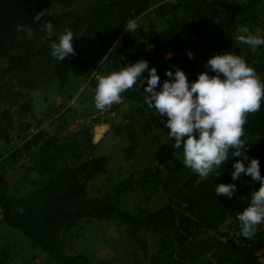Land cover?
<instances>
[{
  "label": "trees",
  "instance_id": "trees-1",
  "mask_svg": "<svg viewBox=\"0 0 264 264\" xmlns=\"http://www.w3.org/2000/svg\"><path fill=\"white\" fill-rule=\"evenodd\" d=\"M67 4L66 0H0V59L10 60L8 69L0 70V107L8 105V108L0 114V143L10 142L13 139L11 130L15 129V121L10 111L16 107L23 109L27 114L32 111L31 102H21L15 88L4 78L18 68L28 69L33 58L43 57L47 53L45 60L53 64V72L49 81L56 77L61 85L65 86L69 81L72 68L76 67L87 76L89 83L95 88L93 85L98 82L96 80L98 72H104V75H107L123 67L118 59L120 51H126L128 55L132 52L137 54L140 47L147 45L180 54L188 50L205 51L209 44L208 37L214 33L217 35V42L226 43L230 40V45L226 44L225 49H219L218 44L216 50L220 53L229 52L237 40L236 36L227 35L228 30L237 31L238 28L247 26L254 33L249 16L264 5V0L102 2L101 6L93 7L91 11L93 20L88 25L87 32L81 37L78 36L80 29L77 22L65 25L61 21V15L45 12L48 8ZM154 6H157L160 18L172 17L171 27L164 31L153 28L147 34V40L141 41L142 26L130 33L124 25L129 19L137 20ZM118 11L121 13L113 17ZM41 12H43L41 20L36 21L35 16ZM46 20H50L54 25L55 35L51 39L46 38V32L40 28ZM18 26H23L25 30L18 31ZM69 27L75 34L73 38L75 54L63 61H57L51 55L50 44L52 40L58 39L65 28ZM28 28L32 30L31 37L27 35ZM93 36H97L100 54L89 56L83 51L82 42ZM127 40L130 42L129 46L126 44ZM38 41L42 48L33 52ZM138 42L140 44L136 46ZM108 44L110 46H107ZM120 47L121 49H118ZM115 48L117 50L114 52ZM257 49L258 54L248 58L247 62L255 69L258 78L264 81V46H259ZM140 59H146L149 67L155 66L163 82V78H166L165 70L171 67L164 62L163 56L147 53L138 60ZM183 59L187 60L186 57ZM184 70L193 75L192 81L200 73L196 64H188ZM147 75L146 70L144 76ZM24 86L39 87L29 84ZM137 88L134 86L125 91L122 97L129 101L141 102L142 97L135 95ZM137 112L142 117H148V120L155 123L157 128L164 127L163 121L166 117H160L156 112L147 113L143 105L138 106ZM31 126L28 122L27 126L22 129L28 131ZM244 131V138L250 140L248 142L249 158H259L261 174L264 175V101L258 112L248 114ZM81 134L83 135L84 132L69 133L64 143H58L57 136L50 137L49 131L42 129L33 134L31 138H24L23 142L11 152L1 154L0 212L2 218L0 224L7 223L21 230L29 240L48 252L56 264H92L93 260L89 255L66 253V233L83 219H97L106 222L115 220L127 226L131 237L142 245L146 253L149 252V246L142 231L152 229L159 232L163 236L159 241L163 244L164 254L154 257L156 264H188L189 262L195 264H264L262 261L264 258V225L258 226L255 236L251 238H246L241 234L238 240L230 236L228 232H221L219 238L210 240L200 238L202 233L220 231L230 217L234 218L235 224L240 227L237 216L250 201L252 189L249 185L256 189L260 186L259 182L252 184L249 177H244L243 181L235 182L238 191L232 198L216 196L215 184L232 182V163L237 158H230L219 176L214 174L213 177L199 182L200 177L194 173L190 178L183 179L181 171L184 167L176 158V155L182 153V149H175L172 139L161 143L157 154L152 159L157 161L158 165H167V167L171 161L175 164L176 176L166 181L164 187L169 189L173 185L180 184L173 191L177 200L155 211L146 210L137 214L120 206L121 201L135 191L137 180L134 175L118 183L111 194L105 198L89 196L88 182L101 171L105 162L104 156L93 158L91 167L89 162H85L79 166L59 170V164L67 147L75 150L80 148ZM85 134L87 137V133ZM129 137L132 145L128 148V156L131 157L137 142L134 133H131ZM88 138L92 144L90 147L94 148L93 136H88ZM40 143H42L40 148L33 151L32 146H38ZM26 154H29L32 162L28 169L30 171L39 170L47 180L44 186L28 194H21L19 187L14 189L13 194L7 174ZM154 169L149 167L139 172L142 180L140 184L144 189L151 188V192L157 194L160 192L159 185L163 179L160 170ZM150 182H154V185L150 186ZM206 253H211L214 258H203Z\"/></svg>",
  "mask_w": 264,
  "mask_h": 264
},
{
  "label": "rangeland",
  "instance_id": "rangeland-1",
  "mask_svg": "<svg viewBox=\"0 0 264 264\" xmlns=\"http://www.w3.org/2000/svg\"><path fill=\"white\" fill-rule=\"evenodd\" d=\"M66 1L68 2L67 5L48 8L45 12L52 15H61V21L65 25L77 22L80 29L78 36L81 37L87 32L88 25L93 20L91 19L93 7L101 6L102 2L107 3L118 0ZM120 13V11L116 12L113 17L118 16ZM260 13L263 14L262 21L264 23V8L261 9ZM137 20L139 21V26H142L140 33L141 41L147 40V34L151 29L164 31L170 28L172 24V17H159L157 6L152 7ZM257 21L261 22L260 19H257ZM233 34L235 35V33ZM131 35L133 36V34ZM216 37L217 35L214 33L209 35V44L205 51L191 50L193 53V58L191 59L187 56V51L184 54H180L150 45L140 47L137 54L132 52L128 55L126 51H120L117 54L123 67L127 64L135 63L142 55L152 53L156 55L161 54L165 60L164 62L170 66L180 67L183 70L188 64H196L198 72H201L207 70L205 69V62L209 57L216 54L218 44L221 50L225 49L224 46L226 44L230 45V40L226 43L217 42ZM96 38L97 36L89 37L82 42V49L89 56L100 54L99 47L97 46L99 43H97L98 39ZM40 44L39 41L36 43L33 52L42 48ZM126 44L129 46L130 42L127 40ZM139 44L140 42L136 43V46ZM107 46L110 45L108 44ZM118 49H121V47ZM116 50L115 48L114 52ZM244 51L249 53L250 48L243 44L239 52L246 57ZM207 52L210 55L207 59H204L208 54ZM239 52L236 53L239 54ZM46 55L47 53L43 57L33 58L32 64L29 65L28 69L23 67L18 68L8 73L4 78L15 88L17 97L21 99V102H31L32 111L27 114L26 111L17 107L10 111L15 121V129L11 130L13 139L10 142H2L0 144V156L3 153L7 154L14 150L23 142L24 138H31L38 130L49 131L50 137L57 136L58 143H64L67 134L82 131L84 132V136L81 134L79 137L81 142L80 148L75 150L67 147L58 168L62 171L75 165L79 166L85 162H89V166L91 167V160L93 158L104 156L105 162L101 171L88 182L90 197L105 198L111 194L113 188L118 183L130 175H134L137 180L135 191L125 197L121 201L120 206L140 214L142 211H155L167 206L169 203H174L177 198L173 195V191L180 184L173 185L169 189H166L164 184L171 177L176 176V172L174 171L175 164L171 161L169 167H167V165H158L157 161L152 159L157 154L160 144L170 141L167 134L168 129L165 127L157 128L155 123L148 120V117H142L137 112L138 106L141 105L144 106L147 113L155 112V110L149 109L145 104L143 89L139 87L135 89V95L143 99L141 102L129 101L127 98L122 97L121 103L113 104L104 111H100L96 109L94 103L97 84L94 83L93 86L95 88L92 87L87 76L83 75L76 67L72 68L69 81L65 86H62L56 77L49 81L53 72V64L45 60ZM247 56L249 57V55ZM184 57L187 58L186 61H184ZM9 66V59H0V70H7ZM174 70L175 68L173 67ZM185 73L189 82H192L193 75L186 71ZM104 74V72H98L96 80L98 81L99 77ZM25 84L39 87L28 88L24 86ZM131 91L134 92V90ZM121 95L123 96V93ZM6 108H8V105H2L0 107V114ZM28 122L31 123V128L28 131H23L22 127L25 128ZM98 124H108L109 129L105 132L100 142L95 143V147L93 148L90 147L92 144L88 141V136L92 135L95 138V127ZM120 132L122 134H119ZM85 133H87V137ZM131 133H134L136 136L137 143L133 154L129 157L128 148L132 145L129 137ZM19 134L24 136L21 137ZM41 145L42 143L38 146H32L33 151L38 150ZM176 156L184 167V170L181 171L183 179L190 178L194 173L184 166L183 154L181 153ZM30 165H32V162L30 161L29 154H26L13 169L9 170L7 179L10 183V188L13 189V194L15 193L14 189L17 187L20 188L19 192L21 194H28L45 185L47 178L39 170L30 171L28 169ZM149 167L159 169L161 172L163 181L159 185L160 192L157 194H153L151 188L144 189L140 184L142 180L140 179L141 174L139 172ZM214 174L215 172L210 174L208 178L213 177ZM203 180L205 179H198L199 182ZM151 185H154V182H150ZM0 230L6 238V243L14 244L10 252V259L12 260L8 264H33L37 254L40 255V252H46L42 248H35L34 243L21 230L13 228L7 223H3L0 226ZM221 232H228L230 236L238 240L241 238V229L235 224V219L232 217L228 219L220 231L202 233L200 238L205 240L219 238ZM142 233L149 246L148 253L144 251L139 242L131 237L127 226L115 220L106 222L97 219H83L76 227L66 233V253L70 255H89L93 260L92 264H156L154 263V257L164 254V249H162L163 244L159 241L163 236L152 229H144ZM6 252L9 254L8 250ZM203 258L213 259L214 257L211 253H206ZM262 261L264 262V258ZM53 264L56 263L53 261ZM188 264L195 263L189 262Z\"/></svg>",
  "mask_w": 264,
  "mask_h": 264
},
{
  "label": "clouds",
  "instance_id": "clouds-1",
  "mask_svg": "<svg viewBox=\"0 0 264 264\" xmlns=\"http://www.w3.org/2000/svg\"><path fill=\"white\" fill-rule=\"evenodd\" d=\"M43 12L35 16L41 20ZM125 29L133 33L139 21L129 19ZM46 38L55 35L50 20L40 26ZM18 26V31H24ZM27 35L32 36L31 28ZM236 40L255 50L264 46V36L254 34L247 26L237 29ZM74 32L65 28L57 40H52L51 55L63 61L75 54ZM193 58L191 50L187 51ZM173 67L175 70L173 71ZM205 71L189 82L185 71L171 66L165 70L166 79L161 77L155 66L149 67L146 59L99 77L94 96L96 109L104 111L113 104L122 102V93L134 86L143 88L144 102L160 117H166L164 127L168 137L174 140L173 147L182 149L183 164L200 178L206 179L215 172L219 176L230 158L233 160L230 183L215 184L217 197L232 198L238 191L237 180L249 177L252 184L250 201L237 216L241 234L246 238L255 236L257 227L264 225V175L261 174L259 158H249L250 140L244 138L247 116L261 109L264 101V81H261L247 58L234 51L215 54L205 62ZM147 70L148 75L144 76ZM211 73V74H210Z\"/></svg>",
  "mask_w": 264,
  "mask_h": 264
},
{
  "label": "crops",
  "instance_id": "crops-1",
  "mask_svg": "<svg viewBox=\"0 0 264 264\" xmlns=\"http://www.w3.org/2000/svg\"><path fill=\"white\" fill-rule=\"evenodd\" d=\"M214 1H218V0H214ZM262 8H264V5H262L257 12L252 13L249 16V19H250V21L252 23V26H253L252 28L254 29V34H258V35L264 36V23L262 21L263 14L260 13ZM257 19H260L261 22H258ZM232 32L233 33H236V31L234 29H232V30H228L227 35L235 36ZM241 47H243V44H240V43L236 42L235 44H233L231 46V48L229 49V51H234V52H237L238 53L239 52V49H241ZM206 51H208V50H206ZM218 53H220V52L219 51H216V54H218ZM257 54H258V49H255V50L250 49L249 53H246V58L248 59L250 57L256 56ZM209 55H210V53H208L204 57V59L205 58L207 59V57ZM247 55H249V57ZM1 218H2V215H1V212H0V220H1ZM2 224H0V226ZM34 245H35L34 246L35 248H37V249L40 248L38 245H36V244H34ZM13 247H14V244H11L9 242L6 243V238H5V236L3 235V233L0 230V264H8L9 262H11L12 259H10V257H11L10 252H11V250H12ZM7 250L9 251L8 253L10 255L7 254V252H6ZM34 259H35L34 260V263L35 264L36 263L37 264H53V259H52V257L50 256V254L48 252H40V255L37 254L36 255V258H34Z\"/></svg>",
  "mask_w": 264,
  "mask_h": 264
},
{
  "label": "bare ground",
  "instance_id": "bare-ground-1",
  "mask_svg": "<svg viewBox=\"0 0 264 264\" xmlns=\"http://www.w3.org/2000/svg\"><path fill=\"white\" fill-rule=\"evenodd\" d=\"M109 129V125L108 124H98L95 127V132L96 134L99 135V139L101 140L105 134V132H107Z\"/></svg>",
  "mask_w": 264,
  "mask_h": 264
},
{
  "label": "water",
  "instance_id": "water-1",
  "mask_svg": "<svg viewBox=\"0 0 264 264\" xmlns=\"http://www.w3.org/2000/svg\"><path fill=\"white\" fill-rule=\"evenodd\" d=\"M99 142H100L99 135L95 134L94 143H99Z\"/></svg>",
  "mask_w": 264,
  "mask_h": 264
}]
</instances>
